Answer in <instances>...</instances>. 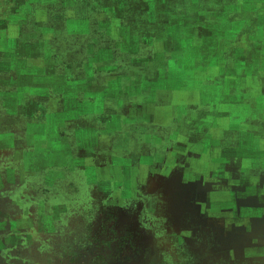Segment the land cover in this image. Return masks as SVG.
Returning <instances> with one entry per match:
<instances>
[{
    "label": "rangeland",
    "instance_id": "obj_1",
    "mask_svg": "<svg viewBox=\"0 0 264 264\" xmlns=\"http://www.w3.org/2000/svg\"><path fill=\"white\" fill-rule=\"evenodd\" d=\"M0 264H264V0H0Z\"/></svg>",
    "mask_w": 264,
    "mask_h": 264
}]
</instances>
